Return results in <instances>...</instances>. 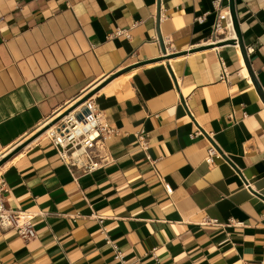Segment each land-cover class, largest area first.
Wrapping results in <instances>:
<instances>
[{"label": "crops", "instance_id": "crops-1", "mask_svg": "<svg viewBox=\"0 0 264 264\" xmlns=\"http://www.w3.org/2000/svg\"><path fill=\"white\" fill-rule=\"evenodd\" d=\"M235 8L253 74L210 44L235 38L230 0L218 34L214 0H0V153L24 145L0 172L37 233L0 228L3 264H264V0ZM87 92L117 132L75 179L38 132Z\"/></svg>", "mask_w": 264, "mask_h": 264}, {"label": "built area", "instance_id": "built-area-1", "mask_svg": "<svg viewBox=\"0 0 264 264\" xmlns=\"http://www.w3.org/2000/svg\"><path fill=\"white\" fill-rule=\"evenodd\" d=\"M222 0H214V7L218 11L216 20V34L223 28L222 16L219 13ZM205 16L198 17V21L203 22ZM125 34L124 29H118L114 35ZM226 38H221L216 41H224ZM239 45V44H238ZM168 54L169 51H168ZM222 74L220 79L229 82V71L223 58L220 57ZM242 74L241 70L238 71ZM264 90V86H262ZM83 108L79 111L72 110L50 127V133L47 137L52 141L59 156L70 169L75 179L77 170L83 174H88L97 171L105 166L110 157L107 152L106 140L111 138L116 132L115 129L106 119L102 110L96 101L94 95L88 97L82 102ZM139 145L144 150L149 148L148 134L145 131L137 132ZM204 136V130L201 127L190 134L191 138ZM5 153V152H4ZM4 153H0V160L4 158ZM222 153L217 146L210 143L207 149L205 161L209 165H214L216 160L222 158ZM168 193H172L173 189L169 184H166ZM7 183L0 172V228L3 230H15L25 240H31L36 237V228L34 225L35 214L22 209L9 208L6 205ZM102 220V218H100ZM115 256L123 259V253L118 247L113 244ZM123 261V260H122ZM0 264H3L0 259Z\"/></svg>", "mask_w": 264, "mask_h": 264}, {"label": "water", "instance_id": "water-1", "mask_svg": "<svg viewBox=\"0 0 264 264\" xmlns=\"http://www.w3.org/2000/svg\"><path fill=\"white\" fill-rule=\"evenodd\" d=\"M230 10H231V16H233V23H234V28H235L237 36L235 38H232V39L227 40V41L229 42V44H239L240 49H241V53H243V55H244L246 65H247L249 71L252 72V74H253L254 72L251 71V69H250V64L248 61V53H246V48H245L243 36L240 34L238 17L236 16L235 0H230ZM159 42H160V46H161L163 54L169 55L168 50L165 46V43H164V40H163V37L161 34H159ZM254 80H255L256 89L259 91V94H260V96L264 102V90L262 89V86L260 85V83L255 79V77H254ZM90 96H91V94H89V96H85V98H83L82 101H85ZM61 118H57V120H55L54 123H57ZM23 147H24V145L18 146V148H16V150H14V152H11V154H8L4 158H2L0 160V166L3 165L6 161H8L15 153L20 151Z\"/></svg>", "mask_w": 264, "mask_h": 264}, {"label": "bare ground", "instance_id": "bare-ground-1", "mask_svg": "<svg viewBox=\"0 0 264 264\" xmlns=\"http://www.w3.org/2000/svg\"><path fill=\"white\" fill-rule=\"evenodd\" d=\"M230 29L232 30V27H231ZM232 37H236V35L233 34ZM228 39H229V38H228ZM228 39H224L225 41H224L223 43H225V44H229V42L226 41V40H228ZM219 42H220V41H216V42H212V43H210V44H211V46H215V47H216V46L218 45ZM87 93H88V92H87ZM87 93H86V94H87ZM89 94H91V93H88L87 95L84 94V95L80 96L75 102H73L72 104L68 105V106L65 107L63 110H61L55 118H53L50 122H48L47 124H45V125L43 126V128H41V130L38 132V133H39L38 135H40L41 133H42V134H41L42 137L48 135V134L50 133V130H51L50 127H52L53 123L55 122V120H57V118H61V117H63L64 114L69 113V112H71L72 110H75V111H79V110H81V109L83 108V104H82L83 101H82V100H83V98H85L84 96H89ZM17 148H18V147H17ZM15 150H16V149H15ZM11 152H14V150H12ZM11 152H9L8 154H11ZM8 154H6L5 156H7ZM12 159H13V157L10 158L8 161H6V162L4 163V165H1V166H0V171H1V169H2L5 165L9 164V163L12 161Z\"/></svg>", "mask_w": 264, "mask_h": 264}]
</instances>
